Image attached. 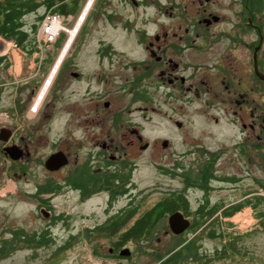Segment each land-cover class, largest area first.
<instances>
[{
	"label": "flooded vegetation",
	"instance_id": "flooded-vegetation-1",
	"mask_svg": "<svg viewBox=\"0 0 264 264\" xmlns=\"http://www.w3.org/2000/svg\"><path fill=\"white\" fill-rule=\"evenodd\" d=\"M114 2L118 4L116 8L102 9L100 15L112 29L122 30V40H132L134 49L119 47L113 39L84 33L78 39L80 48L70 50L76 36L69 41L59 64L61 77L52 98H62L66 105L63 130L68 135L67 139L53 141L48 156L62 151L68 161L57 170H49L45 167L47 156L41 163L51 176L27 193L38 200L34 205L36 214L45 219L41 227L32 231L36 237L43 235L41 242H31L37 246L54 243L55 221L65 222L64 227L73 226L72 217L56 212L52 203L63 188L72 193L78 205L85 207L89 203L88 212L79 215L81 222L91 221L81 228L84 236L88 232L129 230L157 201L172 197L177 199V208L166 212L154 231L171 232L168 217L175 211L187 219L192 217L186 228L190 229L200 210L220 206L215 217L230 206L256 199L264 191V79L254 70L255 63L264 76V0ZM121 9L135 12L136 16L131 18ZM89 42L93 48H88ZM156 84L161 102L174 105L173 109L182 116L191 110L194 129L182 132L177 139L178 149L173 148L170 137L148 140L143 128L127 113L131 109L128 103L135 101L145 104L139 106L141 111L151 108L154 98L149 89ZM54 120L51 112L42 113L28 138L37 137L40 123L51 131ZM174 122L183 129V118ZM210 127L223 131L216 136ZM73 128L80 130L78 137ZM158 144L173 159L157 167L178 185L143 208L150 190L161 183L150 188L137 187L133 173L140 163L135 154L150 151L154 160ZM19 147L21 160L17 161L24 164L23 159L30 154L28 142L25 140ZM77 149L85 151L83 159ZM232 165V173L221 171ZM23 168L20 166L22 175L26 173ZM63 170L66 175L61 184L52 175L59 176ZM191 189L202 195L194 206L188 196ZM216 191H238L240 197L223 204L222 195L211 203L210 195ZM119 220L121 223L114 225ZM19 230L20 241H28L26 231ZM6 242L5 237L1 238L0 247ZM130 242L136 241L132 239L119 247ZM100 245L110 249L116 246L111 239Z\"/></svg>",
	"mask_w": 264,
	"mask_h": 264
},
{
	"label": "rangeland",
	"instance_id": "rangeland-1",
	"mask_svg": "<svg viewBox=\"0 0 264 264\" xmlns=\"http://www.w3.org/2000/svg\"><path fill=\"white\" fill-rule=\"evenodd\" d=\"M89 1L65 0L68 9L71 11L62 17L61 26L64 29L60 30V33L52 42L44 41L42 36L38 38L37 31L48 11L57 12L55 8L58 5V1L50 8L45 9L44 6H41L36 13L25 15V28L28 31V38L22 46H17L13 40H7L0 36V48L5 45L4 50L0 52V56H3V61L0 63V128H7L11 131L7 141L0 140V239L5 237L9 241L13 236L10 233L22 228L26 231L24 233L29 238L32 236L33 230L45 223V219L36 214L37 209L34 205L38 200L29 197L27 193L34 191L36 183L42 182L48 176H51L50 173L46 172L41 161L45 160L52 151L51 145L53 141L57 142L62 137L67 139L68 133H64L63 130L66 105L64 106L62 98H52V92L61 77V68L55 75L36 112L34 104L46 80L53 72L52 69L57 65L56 63H58L60 56L64 55L68 48V42L75 36H70L67 31L76 29V33L78 32L70 50L80 48L78 39L80 34L84 33L91 34L94 38L102 36L106 37L107 40L113 39L119 47L134 49L135 44L132 40L123 41L122 30L112 29L111 25L106 23L103 16L100 15L102 9L111 11L112 8H116L118 4L113 3L115 0H93V4L83 20L82 14L87 8ZM120 6L119 3V8ZM121 12L128 14L131 18L136 16L135 12L131 14L128 9H121ZM41 14L43 17L38 20L36 17ZM33 24H35V29L32 28ZM77 25L80 27L76 28ZM150 26L154 27L153 25ZM88 48H93L91 43ZM63 50L64 52L62 53ZM149 90L154 98L150 105L151 108L141 111L139 106H145V104L135 101L128 103L130 104L128 108L131 109L127 113L134 118L135 123H138L143 128L142 132L148 140L155 141L163 137H170L172 138L173 148L178 149L180 143L177 142V139L182 132L190 133L194 129L191 110H188L187 114L182 116L173 109L174 105L164 104L159 100L160 90L157 84L151 86ZM57 92L60 93L59 91ZM119 105H122V103L120 102ZM48 112H51L53 118L56 119L53 122L54 126L51 131L46 130V126L44 124L41 126L42 123H40L37 137L34 136V140H32V137L28 138L32 132L33 125L38 122L42 113L47 114ZM143 112L146 117L143 116ZM59 116L61 117L60 119L58 118ZM182 118L185 125L183 129H179L174 120H181ZM210 128L214 130L216 136H219V133L223 131L219 127ZM72 132L77 135L76 137L80 134V130H74V128ZM20 136H23L24 142L20 139ZM25 140L28 142L30 154L23 159L24 164L2 154L5 152V147L12 145L21 150L19 146L25 143ZM69 149L75 150L72 147ZM76 152L79 154L80 159H83L85 151L77 149ZM154 152L156 153L154 160L150 158V151L135 154L138 155L136 159L140 163L133 173L137 187L139 189L150 188L161 183L158 187L150 190L151 195L143 205V208H148L167 192V189L178 185L177 181L170 182L169 176L161 174L157 167L159 164L170 161L173 157L166 154L159 144L155 147ZM20 166L24 167L23 170H26L24 175H22ZM234 170L235 168L232 165V167L221 171L232 173ZM64 175H66V170L61 171L59 176L54 173L52 177L55 181L61 183ZM164 183L167 184L164 185ZM222 195L224 197L223 204L233 202L240 197L238 191L221 193L216 191L210 195V202L213 203L214 200H217ZM188 196L192 206H194V202L202 195L200 191L191 189ZM247 202L249 203L244 204L239 211L231 216L217 213L213 224H211L217 228L218 234H220L217 237L211 238L206 235L205 230H207V226H210L209 220H207L196 230L188 228L183 233L176 235L178 236L176 238L172 237L171 232L158 231L150 238L130 242L126 247L122 248L129 251L127 258L117 259L108 257V254H113L112 250L108 251L109 247L100 245L106 244L108 240L112 239L111 237L99 234L97 237L87 238L83 235L82 226L85 223L91 224V221L81 222L79 215L88 212L90 209L89 203L85 207L78 205L75 199L72 198V193L63 188L52 199V203L56 212H62L72 217L73 226L68 228L67 226L64 227V223L61 221L54 222L52 231L56 239L51 241L54 243L50 244V246L41 247L34 243H13L11 241L12 244L10 243L11 247H9L6 242V248L0 254V264H82L81 261L84 254L89 251L94 259L114 260L118 264H159L172 252H169V248H172L173 251L181 248L185 260L181 259L180 264H264V224H262L263 218L258 211V209L261 210L262 204L255 207L252 204L254 200H248ZM243 215L247 216L246 221L250 222L246 226L247 228H241L242 224H245H240L243 220ZM191 218V216L188 217L189 222L192 220ZM70 233L75 236L71 246L80 242L83 243L82 250H79L80 254H78L79 261L74 257V262L66 263V257L75 256L74 254L78 252L71 249V246L62 252H56V249L63 240L61 235L68 236ZM58 234L59 236H57ZM192 241L194 242L192 254L195 255V258L191 259L187 256L185 245ZM223 248L225 252H221ZM67 253L69 254L67 255ZM156 254H161L162 258L158 259ZM206 259L208 260L205 261ZM84 262L87 263V261Z\"/></svg>",
	"mask_w": 264,
	"mask_h": 264
},
{
	"label": "trees",
	"instance_id": "trees-1",
	"mask_svg": "<svg viewBox=\"0 0 264 264\" xmlns=\"http://www.w3.org/2000/svg\"><path fill=\"white\" fill-rule=\"evenodd\" d=\"M56 1H58V5L56 6L55 10L61 14H67L71 10L68 9L67 4L65 3V0H0V36L7 39V40H13L17 46H22L24 42L28 38V31L25 28V20L24 17L27 14L30 13H36L37 10L44 6L45 9L52 7ZM43 15H38L36 18L38 20L42 19ZM32 28L35 29V24L32 25ZM3 61V56H0V63ZM171 195H176L175 192H172ZM183 196V194H182ZM179 200V199H178ZM183 204H187V202L182 199L181 200ZM248 201V200H247ZM245 202L249 203V202ZM264 202V198L261 196H257L256 199H254V203H252L255 207L262 204ZM177 199L175 198H166L161 199L157 201L154 205H152L149 209L146 210L144 216L139 217L132 228L129 230H123V231H116V230H110L109 232H97V234L92 233H86L85 236L87 238L90 237H97L99 234L111 237L112 241L116 246L112 248L113 254H108V257L112 258H127V256H123L120 254V251L123 249L120 248V244H124L130 240L138 241L140 239H147L150 238L156 231H154L155 225L157 222H159L166 212H172L177 208ZM244 203H239L234 206L228 207L225 211H223V214L226 216L232 215L234 212L239 210ZM220 206L213 207L212 210L209 211H202L200 210L198 215L194 218L193 223L191 225V229L196 230L200 226H202L207 220L208 223H210V226H207V230H205V233L208 237H217L218 231L217 228L212 226L215 217L214 213ZM135 209H133V212ZM260 216L263 218L262 224H264V212H259ZM56 222V221H55ZM121 223V220L118 222H115L114 225H119ZM65 224V222H64ZM113 225V226H114ZM205 226V227H206ZM146 227V231H143V228ZM21 230H16L13 232L12 239L7 241V244L9 247H11V241L14 242H21L20 236L22 235ZM43 235L35 236L33 234L31 237L28 238V241L31 243L32 241H39L41 242ZM37 238L34 239V238ZM64 241L61 242L59 247L56 249V252H62L65 249H67L71 244L72 240L75 238L74 234L70 233L68 236L65 235ZM172 237L176 238L178 236L173 235ZM11 243V244H10ZM10 244V245H9ZM50 246V245H49ZM187 251V256L192 258H195V255L192 254V247H194V242H189L185 245ZM4 248H6V244L0 247V254L3 252ZM110 248H108V251ZM172 251V252H171ZM169 252H171L167 257H165L162 261H160L159 264H180L181 259L183 261L185 260L181 248L174 250L169 248ZM168 252V253H169ZM221 252H225V249ZM156 257L158 259L162 258V255L156 254ZM206 259L205 261H207Z\"/></svg>",
	"mask_w": 264,
	"mask_h": 264
},
{
	"label": "water",
	"instance_id": "water-1",
	"mask_svg": "<svg viewBox=\"0 0 264 264\" xmlns=\"http://www.w3.org/2000/svg\"><path fill=\"white\" fill-rule=\"evenodd\" d=\"M248 20H249V23L253 25L250 22V18ZM260 39H261V36H260ZM260 39H259V42H260ZM256 47L254 48V52H255ZM4 48H5V45H2V47L0 48V52H2ZM253 62H254V53H253ZM254 70L259 76H261L264 79V76L257 70L255 63H254ZM10 135H11V131L9 129L3 128V127L0 128V140L7 141ZM4 151H5V154H7V156L13 160H18L21 156V151L15 145L5 147ZM67 161L68 159L62 151L54 152L50 154L45 160V167L49 170H55L61 167L62 165L66 164ZM189 224H190L189 220L185 218L184 215L180 211H175L171 213L168 217V225L170 227L171 233L174 235H179L183 233L184 230L189 226ZM120 254L123 256H128L129 251L126 249H123L122 251H120Z\"/></svg>",
	"mask_w": 264,
	"mask_h": 264
},
{
	"label": "built area",
	"instance_id": "built-area-1",
	"mask_svg": "<svg viewBox=\"0 0 264 264\" xmlns=\"http://www.w3.org/2000/svg\"><path fill=\"white\" fill-rule=\"evenodd\" d=\"M63 16H64V14H61L59 12L48 11V13L45 14V16L43 17V19H42V21L40 23V27H39V29L37 31L38 38L40 36H42L44 41H49V42L54 41L56 39V37L58 36V34L60 33V30L62 28L61 25H62V17ZM62 29H64V28H62ZM261 197L264 198V191H261ZM239 210H237V211H239ZM258 211L259 212L260 211L261 212H264V202L261 205V210L258 209ZM229 216H231V215H229ZM246 218H247V216L243 215V220H242V222L240 224H242V223H245V224H242L244 226H241V228H247L246 226L249 225L250 222H247L246 221ZM82 243L83 242H80L79 244H76V245H72L73 247L71 245H70L71 247L69 246L71 249L76 250L78 253L77 254H74L75 256H71L70 255V256L66 257V260H65L66 263H72V262H74L75 261L74 260V257H75L76 260H78V254H80V251L79 250H82ZM85 244H87V242H85ZM71 252H72V250H71ZM68 254L69 253H67V255ZM84 261H87V263H85ZM81 262H82V264H118L114 260L111 261V260L100 259V258H95L94 259L91 256L90 251L87 252L86 254H84L83 260Z\"/></svg>",
	"mask_w": 264,
	"mask_h": 264
},
{
	"label": "bare ground",
	"instance_id": "bare-ground-1",
	"mask_svg": "<svg viewBox=\"0 0 264 264\" xmlns=\"http://www.w3.org/2000/svg\"><path fill=\"white\" fill-rule=\"evenodd\" d=\"M92 4H93V0H90L89 1V3H88V6H87V8L84 10V12H83V14H82V16H83V20H84V18H85V16L87 15V13L89 12V9H90V7L92 6ZM81 16V17H82ZM82 20V21H83ZM79 21V20H78ZM78 27H80V26H76V28H78ZM62 29V28H61ZM63 30V29H62ZM79 31V30H78ZM68 32V34H70V36L71 35H77V33H76V29L74 30H71V31H67ZM74 36V37H75ZM73 37V38H74ZM3 43V42H2ZM69 43V42H68ZM64 52V50L62 51V53ZM62 57H63V55H61L60 56V58H59V60H58V63H56L57 65L52 69V73H51V75H50V77L46 80V82H45V84H44V86L42 87V90H41V92H40V94H39V97L35 100V104H34V106H35V108H36V110H38V106L40 105V103H41V101H42V99L44 98V95H45V93H46V91L49 89V87H50V85H51V83H52V81H53V79H54V77H55V74H57V71H58V68H59V64H60V62H61V59H62ZM36 110H35V112H36ZM243 226V225H242Z\"/></svg>",
	"mask_w": 264,
	"mask_h": 264
}]
</instances>
